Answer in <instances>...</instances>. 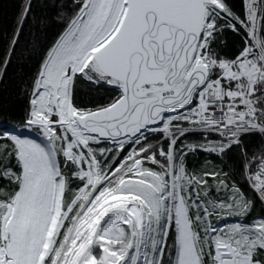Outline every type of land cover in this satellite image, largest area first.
<instances>
[{
  "label": "snow or ice",
  "instance_id": "6c2138e0",
  "mask_svg": "<svg viewBox=\"0 0 264 264\" xmlns=\"http://www.w3.org/2000/svg\"><path fill=\"white\" fill-rule=\"evenodd\" d=\"M40 7L0 37V79L35 60L0 109V264H264V0Z\"/></svg>",
  "mask_w": 264,
  "mask_h": 264
},
{
  "label": "trees",
  "instance_id": "16d2710c",
  "mask_svg": "<svg viewBox=\"0 0 264 264\" xmlns=\"http://www.w3.org/2000/svg\"><path fill=\"white\" fill-rule=\"evenodd\" d=\"M22 0H0V37L5 30L11 31L16 13ZM36 11H46L40 6L44 0H35ZM28 39L26 35V40ZM5 48V42L0 38V56ZM35 60L32 55L24 50L23 44L17 53L15 61L9 66L5 76L0 79V109H9L19 113L24 107V97L20 91L22 77H27L29 69L33 67Z\"/></svg>",
  "mask_w": 264,
  "mask_h": 264
},
{
  "label": "rangeland",
  "instance_id": "374dc122",
  "mask_svg": "<svg viewBox=\"0 0 264 264\" xmlns=\"http://www.w3.org/2000/svg\"><path fill=\"white\" fill-rule=\"evenodd\" d=\"M0 123H2V121H0Z\"/></svg>",
  "mask_w": 264,
  "mask_h": 264
}]
</instances>
